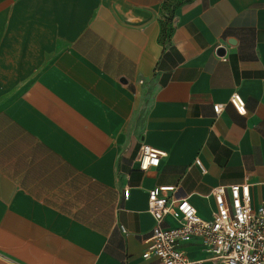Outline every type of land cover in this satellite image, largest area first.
<instances>
[{"label":"crops","instance_id":"1","mask_svg":"<svg viewBox=\"0 0 264 264\" xmlns=\"http://www.w3.org/2000/svg\"><path fill=\"white\" fill-rule=\"evenodd\" d=\"M242 182L264 203V0H0V264H158L149 189L209 219Z\"/></svg>","mask_w":264,"mask_h":264},{"label":"built area","instance_id":"2","mask_svg":"<svg viewBox=\"0 0 264 264\" xmlns=\"http://www.w3.org/2000/svg\"><path fill=\"white\" fill-rule=\"evenodd\" d=\"M228 102L239 113L246 112L244 98L232 92ZM215 114L221 111L213 104ZM165 151L141 144L137 154L140 170L159 164ZM195 164L204 172L200 159ZM176 186L161 185L147 192V211L154 219L143 257H155L158 264H264V203L252 208L250 184L233 183L212 188L214 210L203 219L188 196H176ZM173 216L176 225L165 223ZM198 242V255H190L184 243Z\"/></svg>","mask_w":264,"mask_h":264},{"label":"clouds","instance_id":"3","mask_svg":"<svg viewBox=\"0 0 264 264\" xmlns=\"http://www.w3.org/2000/svg\"><path fill=\"white\" fill-rule=\"evenodd\" d=\"M239 110H240L241 114H243V108L241 107Z\"/></svg>","mask_w":264,"mask_h":264},{"label":"water","instance_id":"4","mask_svg":"<svg viewBox=\"0 0 264 264\" xmlns=\"http://www.w3.org/2000/svg\"><path fill=\"white\" fill-rule=\"evenodd\" d=\"M222 50L221 48H219V51Z\"/></svg>","mask_w":264,"mask_h":264}]
</instances>
